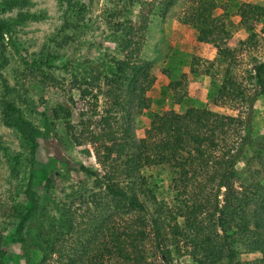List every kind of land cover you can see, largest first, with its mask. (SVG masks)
I'll list each match as a JSON object with an SVG mask.
<instances>
[{
    "label": "rangeland",
    "instance_id": "374dc122",
    "mask_svg": "<svg viewBox=\"0 0 264 264\" xmlns=\"http://www.w3.org/2000/svg\"><path fill=\"white\" fill-rule=\"evenodd\" d=\"M204 1L214 4L212 18L222 30L215 45L201 36L202 25L193 19L199 7L197 0H0V22L9 24L0 40V264H66L70 259L87 264V257L104 255V250L89 253L99 245L93 236L100 224L110 219L107 224L122 233L138 216L112 209L111 197L102 184L109 167L104 156L113 143L128 140L123 133L127 125L133 140L142 139L155 114H184L197 108L246 122L237 131L240 135L228 142L207 132L203 144L215 145L213 156L218 158L227 143L238 145L241 136L249 133L250 144L235 167L232 195L256 191L258 183L264 188V97H256L252 79L253 68L264 62V0ZM246 4L263 10L243 21L239 10ZM145 18L148 21L140 57L150 68L139 80L134 104L111 111L114 98L105 93L102 78L106 72L102 71L113 59L123 58L118 27L131 21V26L138 28ZM215 46L229 58H219ZM227 71L241 88L240 98L223 100L218 95ZM98 72L102 74L97 85L83 84L82 80ZM131 79L129 71L121 82L124 91ZM174 82L181 84L173 87ZM85 89L89 94L83 96ZM138 101L147 107H137ZM6 103L13 104L22 120L37 131L34 140L6 125ZM65 109L70 111V118L64 116ZM104 119L109 126L104 125ZM108 130L119 133L116 141L103 135ZM137 177L135 185L140 193L136 196L148 216L154 215L156 208L151 196L163 211L177 213L184 204L191 206L194 190L184 193L177 188L172 169L144 168ZM29 188L39 209L35 208L19 233L20 218L32 208L27 199ZM207 192L211 195H204L212 203V191ZM228 195L221 190L220 207ZM213 217L210 207L198 221L204 228L218 222L216 233L221 236L225 228L234 243L237 218L221 214ZM68 218L73 228L67 234L64 225ZM175 220L183 225V219ZM168 232L166 229L168 239L163 245L171 250V264H196L189 244L172 239ZM49 235L59 251L43 263L37 237ZM148 235L145 264H164L149 231ZM234 247L239 253L236 260L214 259L207 264H244L260 258L259 253H248L236 243ZM201 256L202 252L197 253V258ZM91 262L119 264L107 255L102 261L92 258Z\"/></svg>",
    "mask_w": 264,
    "mask_h": 264
},
{
    "label": "trees",
    "instance_id": "16d2710c",
    "mask_svg": "<svg viewBox=\"0 0 264 264\" xmlns=\"http://www.w3.org/2000/svg\"><path fill=\"white\" fill-rule=\"evenodd\" d=\"M197 3L199 7L196 9L193 19L202 25L201 36L211 39L215 45L218 33H221L222 30L212 18L214 4L204 0H197ZM262 10L263 8L246 4L240 8L239 15L243 21H247ZM147 21L148 19L145 18L138 28H133L131 21L118 27H121L120 33H122L118 40V47L123 58L113 59L106 70L102 71V73L106 72L102 78L107 87L105 93L114 98L111 111L113 109L117 111L116 107L119 106L134 104L139 80L145 76L150 68L149 64L141 60L140 57L143 33L147 28L145 22ZM8 30L9 24L0 22V40L3 39L5 31ZM215 48L219 58H229L218 46ZM129 71L132 72V79L127 83V90L124 91L121 82ZM102 73H93L91 78L82 80L83 84L87 87L91 86L92 82L93 85H97ZM227 73L228 77L218 90L219 97L223 100L240 98L243 93L239 84L231 78L229 71ZM252 79L256 86V97H264V62L253 68ZM180 84L181 82H174L173 87ZM78 85L80 87L81 82H78ZM81 93L86 96L89 91L85 89ZM116 100L121 102H116ZM141 105L147 107L143 101H138L137 107H141ZM62 110L60 108L61 112ZM55 116L59 117L57 111ZM64 116L70 118V111L65 109ZM3 117L8 127L16 129L27 139H35L37 131L22 120L18 109L13 104L6 103ZM103 122L104 125L109 126L107 119H104ZM242 123L246 124L238 118L218 115L209 110L197 108H190L184 114L174 112L155 114L145 131L144 137L138 142L129 136L131 129L127 125V128L123 129V133L128 140L123 138L120 140L121 142L113 143L104 156V162L105 164L108 163L109 167L102 184L111 197L113 210L118 212L119 209H124L127 214L137 213L138 216L126 226L122 233H118L113 224H107L110 219L101 223L98 233L93 236L99 245L90 249L89 253L91 254L95 250L97 252L104 250V255L98 253L99 256L96 254L91 258L86 256L87 264H97V262H91V259L102 261L105 255L116 258L119 264H145L147 250L144 242L149 238L148 231L151 234L154 249L160 254L161 260L164 264H171V250L163 245L165 239H168L166 238V229L169 230L168 233L172 239L182 240L189 244L192 248V259L196 264L211 263L214 259L230 262L236 260L239 253L234 247L235 243L243 247L248 253L260 254V258L244 264H264V188L258 183L255 185L256 191L246 193L247 195H232L236 177L235 167L239 156L250 144L251 136L249 133L246 134V137L241 136L242 142L238 145L231 144L229 146L227 143L223 149L224 153L218 158L213 156L216 146L207 147L203 144L202 139L203 134L208 132L218 134L228 142L233 137L240 135L237 131L244 126ZM68 128L70 129L69 125ZM103 135H107L112 141H116L119 133L108 130L104 131ZM163 166L173 170L177 177L175 179L177 188L181 187L184 193H188L190 189L194 190L191 197L192 204L191 206L184 204L177 213H173L169 210L163 211L164 208L155 202L154 196H151L156 208L154 215L148 216L145 206L136 196V193L140 192H137L135 181L138 180L137 176L140 170ZM212 171H214L213 174ZM208 173L210 174L207 176ZM89 174L96 176L91 172ZM204 175L206 178H203ZM208 189L212 191V203L209 197L204 195L205 192L211 195L210 192H207ZM222 189L230 196L224 198L223 207H220L218 197ZM202 193L204 197L201 198ZM27 199L32 204V208L24 214L23 218H20L19 233L30 221L35 208L39 209L30 188L27 190ZM210 207H212V217L221 214L224 216L234 215L237 218L239 225L238 232L235 234L236 238H232L234 243L230 241L228 231L221 225L219 226L222 228L223 234L220 236L216 233L218 222L215 221V224L204 228L202 222L198 221L199 216L206 213ZM176 218L183 219L182 226L177 224ZM222 218H217V220ZM170 220L172 224H169ZM64 228L67 234L73 228V222L70 218L67 219ZM207 229L209 230L208 233ZM37 239L40 243L36 245L43 253V263L50 260L52 255L59 251L54 245L51 235L47 238L38 236ZM19 241L24 243L22 238H19ZM199 252H202V259L197 258ZM76 263L77 260L70 259L66 264Z\"/></svg>",
    "mask_w": 264,
    "mask_h": 264
}]
</instances>
